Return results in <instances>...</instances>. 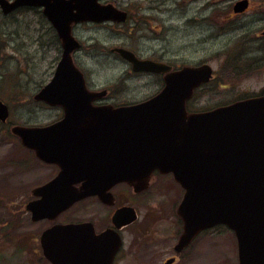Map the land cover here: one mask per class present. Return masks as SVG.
Listing matches in <instances>:
<instances>
[{
    "label": "water",
    "instance_id": "1",
    "mask_svg": "<svg viewBox=\"0 0 264 264\" xmlns=\"http://www.w3.org/2000/svg\"><path fill=\"white\" fill-rule=\"evenodd\" d=\"M97 1L15 0L10 4L0 0L3 13L19 6L43 7L42 13L55 28L62 46L52 78L34 96L35 101L61 107L62 120L43 128H12L25 146L61 166L55 180L41 189L53 190L52 201L43 198L28 208L46 211L49 203L57 212L88 195L101 193L102 186L133 181L140 185L154 170L171 173L185 190L178 210L184 221L181 244L201 230L223 224L234 231L239 264H264V97L187 115L186 101L211 77L208 65L170 72L169 66L140 60L131 51L117 48L115 52L131 64L134 72L167 73L165 86L139 104L93 106L92 101L103 92L89 91L82 72L73 63L71 54L80 45L71 35V24L126 19L124 12ZM247 5V0L236 2L234 12H243ZM8 115V107L0 101V120L6 121ZM49 137L56 139L51 152L44 151L38 142ZM91 148L109 155L102 158L111 161L103 163L99 173L100 168L86 158ZM92 175L104 177L105 182L109 179L106 184L85 183L80 188L67 180ZM66 228L73 237L68 248L69 258L74 260L49 261L84 264L82 225Z\"/></svg>",
    "mask_w": 264,
    "mask_h": 264
},
{
    "label": "rangeland",
    "instance_id": "2",
    "mask_svg": "<svg viewBox=\"0 0 264 264\" xmlns=\"http://www.w3.org/2000/svg\"><path fill=\"white\" fill-rule=\"evenodd\" d=\"M103 1L128 11L129 20L117 27H79L74 38L82 44V50L73 56V61L83 72L87 87L108 89L116 95L113 101L117 105L136 103L152 96L159 88L160 78L131 74L129 65L110 53V48L122 47L140 58L161 60L173 68L204 62L217 73L229 61L227 55H233L234 61L239 54L243 58L245 55L255 57L257 49L264 50V46H260L263 40L254 37V29L260 30L264 22H250H254L251 18L264 12V0H247L250 10L240 19L248 18L249 21L239 20L233 28L229 27L227 17L232 4L238 0ZM39 13L25 10L18 14V24L11 17L0 25V86L5 92L0 90V95L10 107V120L22 126L45 124L59 113V109H45L32 99L51 79L60 57L59 42L53 38ZM241 26L245 30L239 28ZM259 74L255 80L238 88L231 85L228 91L232 94L245 88L256 90L264 85V69ZM198 101L191 104L192 109L200 107ZM211 105L209 101L203 106ZM13 157V153H6L0 144V224L4 226L16 225L21 218L27 219L24 215L20 217V204L26 199L20 197L21 189L37 183L36 178L31 182L21 180L22 174H17L18 171L7 163ZM10 231L7 235L10 242L1 246L0 264H36L28 260L33 257L32 250H23L22 244L17 243L18 226ZM197 250L198 260H210V264H236L235 238L227 229L218 227L201 237Z\"/></svg>",
    "mask_w": 264,
    "mask_h": 264
},
{
    "label": "flooded vegetation",
    "instance_id": "3",
    "mask_svg": "<svg viewBox=\"0 0 264 264\" xmlns=\"http://www.w3.org/2000/svg\"><path fill=\"white\" fill-rule=\"evenodd\" d=\"M5 1L12 4L15 0ZM235 3L232 4L231 12L227 17L230 28L236 26L239 20H248V18H240L250 10L249 6L247 5L242 13H236L234 12ZM98 4L112 5L115 9L127 14L126 20L107 21L100 24L86 22L72 23L71 32L73 37L75 36V30L82 25H110L112 27H117L123 26V24L128 22V11L111 3H104L103 0H98ZM25 10H37L40 12V19L47 25L53 38L59 42L61 53V41L55 28L43 15V7L19 6L9 13H3L0 8V25L2 26L5 24V20L11 17L15 18L13 20L15 24H18V14ZM250 20L254 21H250L252 24H255V22H264V12L255 19L251 18ZM250 22L246 23V25ZM239 28L245 30L243 26ZM119 31L115 32L120 34ZM263 32L264 27L260 28V30L258 28L254 29V37H259L263 40V44L260 46H264ZM4 34L8 35L6 33ZM250 34L253 35V33ZM117 48L122 47L110 48L109 52L118 56L115 52ZM81 50L82 44L80 43L78 51ZM77 52H75V54ZM256 52L257 56L255 57H248L245 55L243 58L239 54L237 55L238 58L234 61L232 59L233 55H227L229 61L219 68L218 73L208 63L201 62L193 65V67L204 64L209 65L211 68V77L209 81L196 87L193 90L191 98L186 101L187 115L191 113L209 112L218 107L230 105L249 98L264 97V85H261V87L256 90L249 91L245 88L243 91H236L232 94L228 91L231 90V85H237L238 88L242 86L243 83L245 84L246 82L255 80V78L260 75L259 72L264 69V50L257 49ZM135 56L138 59H147L156 63L168 65L161 60L140 58L136 54ZM230 61H232V63L229 64ZM235 61H237L238 64ZM128 65L130 73L133 75L146 74L158 76L160 82L157 92L147 99L136 103L117 105L114 103L116 95L110 93L108 89H101L98 91H104L103 96L92 103L94 106H110L117 108L134 105L152 98L164 88V78L167 73H135L132 70V66L130 64ZM185 66L192 65H184L178 68L170 67L172 68L171 71H174L182 69ZM0 90L3 94L5 93L1 86ZM17 99H20V96L17 97ZM197 100H199L197 104H199L198 106L200 107H197L198 109H192L191 104L195 103ZM0 101L9 108V117L4 122L0 120V144L6 149V153L11 152L14 155V159L7 163H9L11 168L18 171L17 174H22L21 180L23 182H31L34 178L37 179V183L30 188L25 190L21 189L22 192L20 197H26V199L25 202L20 204L19 212H21L20 217L24 215L27 219H19L16 225L8 226L6 224L7 226H4L0 224V251L3 243L10 242L9 236L7 237L8 232H11L10 230L12 228L18 226V245L22 244L21 247L23 250L29 249L32 250L33 253V257L28 259L29 261L32 260L36 264H52L49 260H74L73 258H69L71 251L68 248V244L73 237L66 227H71V225H82L80 237L84 244V257H81V260H85L84 264H89V261H91L90 263L92 264H99V262L102 264H210V260H198V242L201 237L220 226L197 233L187 244L177 247L183 233V221L178 215V210L184 196V190L173 175L169 173L162 174L155 170L140 185H137L136 181H133L132 183H114L109 188L102 186L101 193L88 195L69 207H64L57 212L54 211L53 204L50 209L49 203L46 211L28 208L29 204H37L43 198H50L52 201L54 197L53 190L49 188L47 192H43L41 189L55 180L61 171V166L55 161L42 159L35 148H30L23 144L21 138L12 131L13 126L22 125L17 123L14 124L10 120V107L8 103L1 98V95ZM209 101L212 102L210 107L203 106L204 104H209ZM36 103L44 106L45 109L53 108L42 102ZM201 105L203 107H201ZM58 109L59 113L54 116L51 121L45 124L34 123L33 126L23 125L22 127L43 128L61 121L63 112L61 108ZM55 141L56 139L52 137L38 139V142L42 143L41 146L43 150L47 152H51L53 149L52 147H55V145H52ZM84 141L86 149H88V140L85 139L83 142ZM91 143L95 142L92 140ZM96 143H98V141ZM87 152L88 155H86V158L90 157L92 165L100 168L97 173L100 172L104 165L111 162L109 160H103V158L106 159L109 155H100L95 148H91ZM49 157H51V155H49ZM52 158L53 157H51V159ZM102 179L105 178L100 177V175L99 177L92 175L88 177H75L73 179L72 177H67V180L75 182V188H80L85 183L105 182V180ZM108 179L109 177H107L105 184L108 182ZM10 222L11 220H9L8 223ZM45 247L48 249H44ZM236 264H238V260H236Z\"/></svg>",
    "mask_w": 264,
    "mask_h": 264
}]
</instances>
